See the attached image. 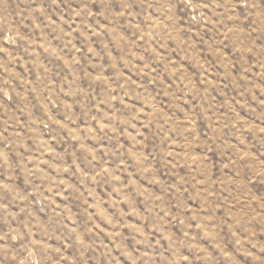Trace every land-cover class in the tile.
<instances>
[{"label":"rangeland","instance_id":"1","mask_svg":"<svg viewBox=\"0 0 264 264\" xmlns=\"http://www.w3.org/2000/svg\"><path fill=\"white\" fill-rule=\"evenodd\" d=\"M0 264H264V0H0Z\"/></svg>","mask_w":264,"mask_h":264}]
</instances>
